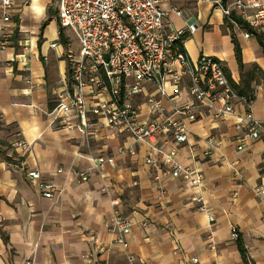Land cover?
Listing matches in <instances>:
<instances>
[{"label": "crops", "instance_id": "crops-1", "mask_svg": "<svg viewBox=\"0 0 264 264\" xmlns=\"http://www.w3.org/2000/svg\"><path fill=\"white\" fill-rule=\"evenodd\" d=\"M212 1L161 0L160 7L181 13L170 14L172 28L195 26L182 44L186 56L193 62L201 55L218 60L230 84L252 91V115L264 120L262 50L253 34L245 38L246 31L232 25L241 50L240 71L230 31ZM65 30L58 24L55 0H15L5 24L7 46L0 51V264H130L127 255L134 257L132 264H245L232 228L248 264H264V197L257 195L264 188V132L257 140L242 141L245 132L235 128L234 119L200 118L188 124L185 145L158 137L148 146L135 144L122 130L95 126L81 136L73 128L76 120L68 127L53 123V98L70 88L69 56L78 57ZM251 71L253 79H248ZM187 88L184 78L178 99L163 101L164 113L189 101ZM152 91L146 83L133 99L140 120L149 116L145 99ZM245 110L243 103L234 105L239 116ZM17 134L30 145L29 152L13 147ZM208 139L214 142L210 150ZM171 151L176 162L203 175L201 187L171 177L170 166L163 163V155ZM98 158H111L113 165L98 166ZM36 170L59 194L40 196L37 181L27 175ZM79 173H86L87 180L80 181ZM117 214L134 224L126 248L114 243L110 231Z\"/></svg>", "mask_w": 264, "mask_h": 264}, {"label": "built area", "instance_id": "built-area-1", "mask_svg": "<svg viewBox=\"0 0 264 264\" xmlns=\"http://www.w3.org/2000/svg\"><path fill=\"white\" fill-rule=\"evenodd\" d=\"M200 2L203 0H190ZM15 0H0V51L5 50V24L10 20ZM57 20L60 28L70 30L77 39L78 57L69 56L71 85L55 93L54 106L50 110L53 123L68 127L76 120L74 130L88 136L95 126L110 130L125 131L135 144H149L158 137L168 138L177 146L187 143L188 124L200 118L212 122L234 119L237 130H243L245 138L257 140L264 132V120H257L251 112V101L237 95L231 86L221 63L201 55L191 61L185 53L178 52L177 43L183 44L187 35L195 31L193 24L185 29L171 27L169 16L176 10H163L161 0H55ZM213 6L234 26L233 18L242 22L264 41V0H213ZM249 33L244 37L248 38ZM53 48L54 45H51ZM188 82L189 101L175 105L169 113L163 111V101H175L180 94L183 79ZM153 91L147 95L148 118L140 120V107L133 99L143 92L144 84ZM168 86V87H167ZM243 103L245 113H234V105ZM209 150L213 140L208 139ZM13 147L23 153L30 145L17 134ZM151 151H157L150 146ZM175 152L163 155V163L170 166V175L175 179L191 182L194 188L201 187L203 175L184 167L174 160ZM113 165L111 158H98V166ZM146 163L156 167L153 160ZM62 170H58L60 173ZM32 181H37L42 198L52 199L59 194L53 183L42 180L39 171L28 172ZM86 173H79L80 181L87 180ZM264 197V188L257 189ZM200 210L205 211L201 198ZM112 205L117 203L112 201ZM208 221H214L208 215ZM133 223L119 214L109 223L114 232V243L127 247L126 236ZM145 226V222L142 223ZM231 238L236 240L238 232L231 229ZM132 264L134 257L127 255ZM196 263L197 260H191ZM25 264H32L31 261Z\"/></svg>", "mask_w": 264, "mask_h": 264}, {"label": "trees", "instance_id": "trees-1", "mask_svg": "<svg viewBox=\"0 0 264 264\" xmlns=\"http://www.w3.org/2000/svg\"><path fill=\"white\" fill-rule=\"evenodd\" d=\"M228 0H224V2H226ZM234 19V21L242 28L244 29L247 33H250V34H254V32L252 30H250L243 22L240 18L234 16V14L231 15ZM224 24H225V27L230 31V37H231V42L233 44V51H234V57H235V60H236V63L238 65V68L240 71H242L243 69V65H242V61H241V50H240V47L235 39V35L234 33L232 32V24L229 22V20L227 19V17H224ZM59 38H60V41L63 43V44H66L65 43V40H64V37L62 35V32L60 31L59 33ZM256 40L262 50V53L264 55V41L262 40V38L258 35H256ZM177 50L178 52H181V53H185L184 50H183V46L182 44H178L177 43ZM253 74L254 72L251 71L247 74V77L248 79H253ZM232 87L233 89L235 90V92L237 93L238 96L240 97H243L245 100L247 101H252L254 96H253V93L252 91H250L248 89L247 86H243L240 88V86H236L234 84H232ZM237 246H238V249H239V252L241 254V257L243 259V262H245V264H248L247 260H246V255H245V251L242 249L241 245H240V240H239V236L237 237V239L235 240Z\"/></svg>", "mask_w": 264, "mask_h": 264}, {"label": "rangeland", "instance_id": "rangeland-1", "mask_svg": "<svg viewBox=\"0 0 264 264\" xmlns=\"http://www.w3.org/2000/svg\"><path fill=\"white\" fill-rule=\"evenodd\" d=\"M244 31H245V30H244ZM65 33H66V35H67L68 37H70V40H71V42L73 43V44H72V49L75 50V53L78 54V45L76 44L77 42L74 40L73 36H71L70 31L65 30ZM253 36L256 37V34H253ZM260 56H262V55H259L258 57H260ZM53 100H55V97L53 98Z\"/></svg>", "mask_w": 264, "mask_h": 264}]
</instances>
